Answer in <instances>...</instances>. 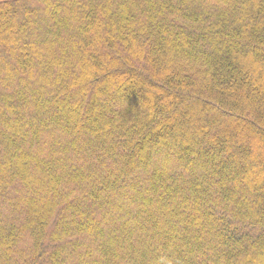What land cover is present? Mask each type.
Here are the masks:
<instances>
[{
    "label": "trees",
    "instance_id": "obj_1",
    "mask_svg": "<svg viewBox=\"0 0 264 264\" xmlns=\"http://www.w3.org/2000/svg\"><path fill=\"white\" fill-rule=\"evenodd\" d=\"M0 264H264V0H0Z\"/></svg>",
    "mask_w": 264,
    "mask_h": 264
}]
</instances>
